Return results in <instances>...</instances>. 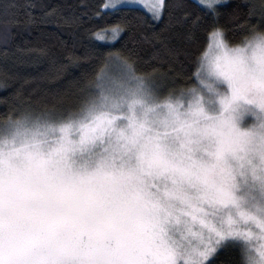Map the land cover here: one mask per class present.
Wrapping results in <instances>:
<instances>
[{"label": "snow or ice", "instance_id": "1", "mask_svg": "<svg viewBox=\"0 0 264 264\" xmlns=\"http://www.w3.org/2000/svg\"><path fill=\"white\" fill-rule=\"evenodd\" d=\"M200 3L213 19L192 101L162 97L125 61L119 91L101 89L66 115L9 120L0 133V264H217L229 238L243 243L227 264H264V200H256L264 197V36L231 42L217 0ZM136 6L154 20L169 8L108 0L102 10ZM110 31L121 35L119 25ZM249 106L259 124L241 128Z\"/></svg>", "mask_w": 264, "mask_h": 264}, {"label": "trees", "instance_id": "2", "mask_svg": "<svg viewBox=\"0 0 264 264\" xmlns=\"http://www.w3.org/2000/svg\"><path fill=\"white\" fill-rule=\"evenodd\" d=\"M104 2L0 0V133L10 119L25 114L66 115L100 91L101 79L114 63L126 61L165 98L170 92L186 94L198 84L196 73L206 50L204 28L213 19L209 9L196 0H166L169 8L154 20L140 7L104 11ZM262 5L264 0L217 4L218 19L229 29L231 42L264 28ZM185 11L190 15L185 17ZM197 14H203L199 27L191 23ZM132 17L135 27L129 28L124 21ZM116 25L119 36L110 31ZM98 29L109 31L100 35ZM189 32L192 39L187 38ZM240 244L231 239L224 243L227 247L221 245L217 264L239 259Z\"/></svg>", "mask_w": 264, "mask_h": 264}, {"label": "rangeland", "instance_id": "3", "mask_svg": "<svg viewBox=\"0 0 264 264\" xmlns=\"http://www.w3.org/2000/svg\"><path fill=\"white\" fill-rule=\"evenodd\" d=\"M198 3H200V0H196ZM223 0H217V4L218 3H221ZM108 2V0H105V2H104V5L106 4ZM117 2H122V0H117ZM127 2H129V3H133V4H136V2H137V0H127ZM154 2V0H144V3L145 4H151V3H153ZM201 4V3H200ZM103 5V6H104ZM201 5H203V4H201ZM204 6V5H203ZM136 7H139V6H136ZM140 8H142V9H144L145 10V8H143V7H140ZM146 11V10H145ZM149 15H150V13L148 12V11H146ZM116 64L114 63L113 65H111V67H112V70L109 72L110 74L108 75V74H105V75H103V78L101 79V84H102V86H101V88H100V90L101 89H103V90H105V91H107V92H114V91H119L120 90V88H121V86H122V81H123V79L125 78V73H126V67H125V65L124 64H118V65H116ZM146 83V82H145ZM147 84V83H146ZM148 86H149V84H148ZM197 86H198V84L197 85H195L194 87H191L192 89H197ZM191 89V90H192ZM191 90H189L185 95H186V98H187V100L188 101H192L193 100V95H191L190 93H191ZM201 95H203V93H200ZM178 96H180V95H178ZM231 239H233L234 241H236V242H238V243H243V241H242V239H236V238H229L228 240H226V241H229V240H231ZM225 241V242H226ZM224 242V243H225ZM218 250V249H217ZM211 258V257H210ZM209 258V259H210Z\"/></svg>", "mask_w": 264, "mask_h": 264}, {"label": "clouds", "instance_id": "4", "mask_svg": "<svg viewBox=\"0 0 264 264\" xmlns=\"http://www.w3.org/2000/svg\"><path fill=\"white\" fill-rule=\"evenodd\" d=\"M251 32L264 36V28H254ZM238 123L241 128H246V129H250L258 125L259 120L255 109L252 106H249L246 110H242ZM133 194H134V189H129V196L131 197ZM256 200L257 201L264 200V197H261L259 193H256Z\"/></svg>", "mask_w": 264, "mask_h": 264}]
</instances>
